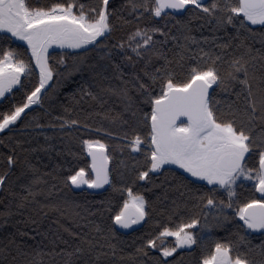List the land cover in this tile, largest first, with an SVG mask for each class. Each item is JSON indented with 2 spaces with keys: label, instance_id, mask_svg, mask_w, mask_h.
<instances>
[{
  "label": "snow or ice",
  "instance_id": "1",
  "mask_svg": "<svg viewBox=\"0 0 264 264\" xmlns=\"http://www.w3.org/2000/svg\"><path fill=\"white\" fill-rule=\"evenodd\" d=\"M122 7H126L138 23L127 39H122L114 47L123 52V59L133 68L140 63L143 67L139 72L131 73L130 80H124L121 66L115 64L121 86L101 88V91L111 92L126 101L123 112L128 114L127 119L123 114L120 118L132 127L133 134L125 133L124 138L133 153L143 156V164L136 170V180L152 182L154 176L163 174L165 181L172 177L171 187L188 192H201L200 184L206 182L211 187L208 192L195 197L197 206L202 205L209 211L216 209L213 219L217 226L231 219L239 229L236 240H217L209 244L195 231L198 226L201 232L210 227L207 213L204 224H201L199 215H190L172 226L163 223L155 234L139 237L140 243L133 253L128 254V264H172L168 258L177 249H191L194 245L201 248L197 264H256L250 255L254 246L246 236L249 231L264 234V74L257 76L253 63L258 56L264 61V0H125ZM118 11L120 9L111 0H97L94 4H86L85 0H52L46 6H33L30 0H0V97L11 94L16 86L23 88L22 76H32L38 70L37 82L22 101L8 111L0 112V132L11 131L22 114H26L31 105L39 103L42 95L52 87L49 81L53 80L54 74H59V70L50 62L54 57L49 49L54 52L53 46H57L80 50L79 53H63L56 64L67 68L65 57H71L72 71H91L95 65L89 64L87 54L107 47L104 42L112 34V19ZM119 18L126 24L131 22ZM192 19L205 20L212 25L213 31L231 28L235 32L236 48L242 51L238 55L229 54L228 60L223 59V51L219 55L205 52L191 34ZM140 21L144 22L143 27L139 26ZM173 27L181 30L184 42L177 44L179 50L169 58L163 45L169 39L178 41L179 38L172 33ZM257 28L259 33L255 30ZM257 34L262 49H253L245 42L248 36ZM204 39L207 42V38ZM215 39L213 37V41ZM17 41L26 45L24 52L11 47ZM192 45H196L198 53H194ZM213 47L226 50L232 47V43H213ZM29 52L30 56L23 58ZM108 58L111 59V52ZM99 75L93 72V82ZM236 84L242 86L241 91L246 90L243 106L232 102L226 109L220 108L217 90L229 92ZM80 91L97 99V95L87 89V82L81 85ZM235 95L239 100L241 92ZM144 106L149 110L145 111ZM64 123L77 125L78 121ZM82 144L91 158L90 171L84 167L72 169L62 178L63 186L72 191L73 186L100 189L109 185L113 192H126L127 198L118 205L119 210L114 215L108 216L105 228L98 224L94 226V231L103 235L104 243L90 238L87 233L64 228L76 238V244L71 250L60 247L57 251L53 247L48 253L61 257L62 264H101L102 257L116 255V244L112 243L119 238L116 226L129 229L141 221L147 222L146 218L150 216L151 205L143 195L134 192L130 186H117L110 177L107 145L99 139H85ZM18 159L14 149L7 155V168L0 173V189L8 190L12 183L9 174ZM27 166L33 168L31 164ZM241 181H251L260 196L243 201L235 199L236 187ZM41 183L40 177L34 176L28 183L20 185L21 192H10L18 197V209L28 203H38L36 197L44 194L43 189L37 187ZM220 190L227 193V201L217 200L215 194ZM68 206V201H64L63 206L41 205L61 216L66 214L63 209ZM108 210L111 212L110 208ZM226 210H233L231 217ZM3 215H11V212ZM237 217L242 223L235 220ZM31 223L37 222L31 220ZM91 224L92 221H87L85 226ZM168 237L174 238L170 244L166 242ZM56 239L68 244L62 237ZM105 247L111 253L101 251ZM258 247L264 254V243ZM153 250L156 256L152 255ZM0 252L5 253L0 264H43L42 260L35 259L43 255L42 250H34L32 259L28 258L31 254L19 246L15 248V254L7 247Z\"/></svg>",
  "mask_w": 264,
  "mask_h": 264
},
{
  "label": "trees",
  "instance_id": "2",
  "mask_svg": "<svg viewBox=\"0 0 264 264\" xmlns=\"http://www.w3.org/2000/svg\"><path fill=\"white\" fill-rule=\"evenodd\" d=\"M51 2L52 0H30L33 6H46ZM96 2L97 0H85L86 4ZM111 3L120 11L112 19L114 25L112 34L104 42L107 47L94 49L87 54L89 64H94L95 67L91 71H72L73 60L71 57H65L67 68L64 65L56 64V61L65 52L79 53L80 50L57 49L54 52L52 50L50 53L54 59L50 62L59 70V74H54L53 80L49 83L52 87L42 95L39 103L31 105L30 109L26 110V114H22L21 119L12 126L11 131L0 132V141H2L0 143V173L6 170V157L13 153V149L19 158L10 171L12 183L8 190L0 189V249L7 247L15 254V248L19 246L26 253L31 254L29 259L35 257L34 250H42L43 255L35 257V259L42 260L43 264H50L52 261H55V264H62L61 257L49 256L48 253L53 247H56L57 251L60 247H67L71 250V246L76 244V238L65 232V227L70 228L73 232L87 233L90 238L104 243L103 235L96 233L94 226L98 224L105 228L109 222L108 216L114 215L119 210L118 205H122L123 200L127 198V193L113 192L109 185L103 192H94L87 188L81 191L74 189L69 191L63 186L62 178L70 174L72 169L78 170L80 167H84L86 171H90L88 167L90 159L82 144L85 139H99L106 144V152L110 157V177L117 183V186L132 187L134 192L143 195L151 205L150 216L146 218L147 222L142 221L139 226L127 232L120 231L116 227L119 238L112 241L116 244V255L109 254L102 257L101 264H128V254L133 253L135 247L140 243L139 237L149 233L155 234L160 224L168 223L169 226H172L181 219H187L190 215H199L201 224H204L205 213H207L206 220L210 227L201 232L198 226L195 231L198 235L204 236L209 244L217 240L227 242L237 239L236 233L239 230L237 223L229 219L222 226H217L213 219L217 210L209 211L202 205L197 206L198 202L195 197L203 192H208L211 186L201 182V192H188L183 188L177 191L170 186L169 182H172V177L169 176L165 181L163 174L154 176L152 182L136 180V170L141 168L143 156L133 153L124 138L125 133H128L129 136L133 134L132 127L124 124L120 118V114H123L127 119L128 114L123 112L126 101L111 92H102L101 88L121 86V80L117 78L119 73L114 68L115 64L121 66L124 80H130L131 73L139 72L143 67V64L140 63L133 68L123 59V52L114 47L122 39H127L128 33L135 29L138 22L129 15L126 7H122L125 0H111ZM119 17H124L131 22L126 24ZM139 26L143 27L144 22L140 21ZM190 27L191 34L197 38L199 47L203 48L205 52L219 55L223 51L225 53L223 59L228 60L229 54L238 55L242 51V49L236 48L237 41L233 39L235 32L231 28L227 31H213L212 25L201 19H192ZM255 30L257 33L260 31L258 28ZM172 33L179 39L178 41L169 39L167 44L163 45V50L169 58L175 56L179 50L177 44L184 42L178 27H173ZM213 37L216 38L214 41ZM157 38L163 39L159 36ZM204 38H207V42ZM229 41L232 43V47L229 49L222 50L213 47V43L222 44ZM245 42L253 49H262L258 34L255 37L248 36ZM11 47L19 48L21 52L26 49V45L20 41L15 42ZM192 48L194 53H198L196 45H192ZM109 52H111V59L108 58ZM128 54L132 55L131 52ZM253 55L256 53L253 52ZM27 56H30V52L23 58L27 59ZM133 58L135 59V57ZM253 63L257 76L264 74V67H262L264 61H261L259 56ZM222 67L226 69L227 65H222ZM93 72L100 73L95 77V82L92 79ZM37 80L38 70L32 76H22L23 88L16 86L11 94L8 93L5 94V97H0V112L8 111L13 105L20 103ZM85 82H87V89L96 94L97 99H92L80 91L81 85H84ZM241 87L236 84L229 92L217 90L216 99L220 101L219 107L226 109L227 105L232 102L242 107L246 90L241 91ZM236 92H241L239 100L236 98ZM144 110L148 111L149 108L144 106ZM70 120H77L78 124L64 123V121ZM28 164H31L33 168H28ZM173 169L176 170L175 167ZM178 172H182V170H178ZM34 176L40 177L42 183L37 187L43 189L44 194L36 197L38 203H28L23 209H18L16 206L18 197L10 195V192H21L20 185L28 183ZM133 181L136 182L133 183ZM215 195L217 200L227 201V193L223 190L218 191ZM253 196L256 195L252 185L246 183L237 185L235 199L243 201ZM64 201H68L69 206L63 209L66 213L63 216L49 207H41V205L51 204L63 206ZM109 208L111 212L108 210ZM232 211L226 210V214L231 217ZM5 212H11V215H3ZM45 212L47 215H44ZM76 213H79V216H76ZM169 217H171V221H169ZM5 220L8 222L4 223ZM31 220H36L37 223L32 224ZM235 220L242 223L238 217ZM87 221H92V224L85 226ZM20 233L26 234L21 235ZM57 236L67 240L68 244L65 245L61 240H57ZM246 239L251 241L254 246L250 252L251 258L255 259L256 264H262L264 254L261 253L258 246L264 243V234L249 231ZM101 251L111 253L107 247ZM200 252L201 248L194 245L191 249L185 247L177 250L168 259L172 264H197ZM4 254L0 252V259H3ZM152 255H157L155 250ZM8 259L11 260V255L8 256Z\"/></svg>",
  "mask_w": 264,
  "mask_h": 264
},
{
  "label": "water",
  "instance_id": "3",
  "mask_svg": "<svg viewBox=\"0 0 264 264\" xmlns=\"http://www.w3.org/2000/svg\"><path fill=\"white\" fill-rule=\"evenodd\" d=\"M6 94H8V93H6ZM88 157H89V156H88ZM89 159H91V158L89 157ZM108 167H109V171H110L109 161H108ZM107 187H108V185H104V186H103L102 188H100V189H91V190H93L94 192H103V191H105V190L107 189ZM85 188H86L85 185H81L79 188H75V186H73V189L76 190V191H81V190H83V189H85ZM141 223H142V221H141L139 224H137V225H133V226H132L131 228H129V229H123V228H120L119 226H116V227H117L120 231L127 232L128 230L133 229V228L139 226Z\"/></svg>",
  "mask_w": 264,
  "mask_h": 264
},
{
  "label": "rangeland",
  "instance_id": "4",
  "mask_svg": "<svg viewBox=\"0 0 264 264\" xmlns=\"http://www.w3.org/2000/svg\"><path fill=\"white\" fill-rule=\"evenodd\" d=\"M20 42H23V41H20ZM24 43V42H23ZM53 48H55V50H57V49H60V48H58L57 46H53ZM53 49H49V52H51ZM71 50V49H70ZM51 81H49V83H50ZM173 167H175V166H173ZM238 184H239V182H238ZM237 184V185H238ZM85 187L87 188V189H90V188H88V186L87 185H85ZM174 241V238L173 237H168L167 238V243H171V242H173ZM182 249V248H181ZM177 250H179V249H177Z\"/></svg>",
  "mask_w": 264,
  "mask_h": 264
},
{
  "label": "flooded vegetation",
  "instance_id": "5",
  "mask_svg": "<svg viewBox=\"0 0 264 264\" xmlns=\"http://www.w3.org/2000/svg\"><path fill=\"white\" fill-rule=\"evenodd\" d=\"M203 183H205L206 184V182H203ZM239 183H246V184H250V185H252L253 186V184H252V182L251 181H241V182H239ZM254 188V187H253ZM254 191H255V197H259L260 196V193L259 192H257L255 189H254ZM256 232H259V231H256Z\"/></svg>",
  "mask_w": 264,
  "mask_h": 264
}]
</instances>
